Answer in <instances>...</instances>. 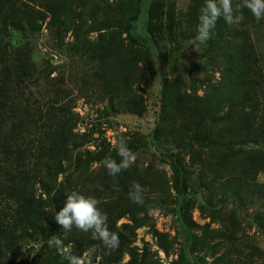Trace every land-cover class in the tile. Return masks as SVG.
<instances>
[{
    "label": "trees",
    "instance_id": "16d2710c",
    "mask_svg": "<svg viewBox=\"0 0 264 264\" xmlns=\"http://www.w3.org/2000/svg\"><path fill=\"white\" fill-rule=\"evenodd\" d=\"M133 2L131 0V6L127 7L123 3H115L106 10H100L101 21L97 20V13L91 10L85 15L92 22L86 24L83 21L84 15L80 16L81 26L78 28L79 32L74 34L70 47L85 65L90 68L93 64L99 66L97 72L94 71V77L101 82L102 96L111 110L124 107L141 114L144 105L139 102L140 95L133 91V86L149 84L155 73V64L152 52L141 47L134 35L142 0L138 1L135 14L132 13ZM203 5L204 0H190L189 9L183 18L175 17L174 8L171 7L160 27L163 11L152 4L147 10L145 31L155 46L158 44L153 35L157 32L166 33L170 41L180 34L185 38L195 37ZM67 11L65 0H0V264H16L23 244L33 237L39 238L43 243L35 252L30 249L33 256L27 264H69L60 251L49 247L48 240L52 236L58 237L65 246H72L73 254L77 256L94 248L96 251L99 247L105 264H124L121 261L125 253L131 259L125 264H136L134 249L131 247L134 238L131 233L126 234L121 230L127 224L117 226L116 222L127 214L165 199L167 185L163 179L157 181L148 175L135 177L126 172L121 178L116 176V181H111V177L106 176L89 180L92 188L94 186L93 196L97 199L104 192L112 190L114 185L122 187L121 191L115 193L113 201L100 207L108 216L109 229L119 235L120 245L116 250H108L100 240L92 239L91 232L85 233L75 227L65 231L55 222L54 217L64 206L67 196L50 195L46 202L36 195V184L43 185L45 189L47 186L42 179L43 169L61 165L65 156L63 149L69 144L75 145L73 125L76 120L73 111L66 105L57 108L50 106L45 112L47 128L42 137L36 139L37 145L35 143L32 146L35 139L30 132L32 127H37V118L31 112V104L22 103L17 92L21 83L28 79L27 76H32V71L36 69L31 40L41 30L47 18L51 23H56L55 21L65 20L67 16L69 21ZM242 12L244 20L238 27L228 26L223 18L219 19L212 38L207 42L208 48L213 45L223 47V42H227L224 36H230L232 47L227 54L231 63L228 69L230 78L220 82L211 95L195 97L191 106L187 104L191 95L186 98L185 93L180 94L178 86L168 81L163 85L161 98L163 103L175 105L179 118L193 124L194 134L189 138L191 141L206 140L213 147L207 150L206 156L194 154L202 160L203 176L210 175L215 180H223L221 190L224 198L239 195L240 199L250 195L264 197V182H249V179H254L250 172L264 173V107L261 100L262 94L264 95V77L261 75L262 71H257L256 59L249 56L253 48L248 50L252 39L249 26L254 27L260 22L246 8ZM99 22L106 27L113 24L111 27L116 28V34L111 37L108 35L107 39L90 40L84 36V31H80L81 28L86 32L93 31L98 27L94 24ZM122 33L126 34L127 44L123 42ZM177 47L178 44L172 49ZM206 55L208 51L204 50L201 56ZM234 73L236 74L232 78ZM222 105L227 106L222 127L211 134L204 130L203 135L199 136L196 133L197 126L210 120H219L217 108ZM164 120L163 116L161 123L154 129L153 137L158 141V132L161 129L164 131L166 125ZM177 135L178 133L170 136L182 144ZM250 145L254 147H249ZM226 146L230 150L222 151L221 147ZM234 146L236 148L232 149ZM164 155L172 171L173 187L179 198V216L185 226L190 249L198 241L195 240L196 235L190 232L195 225H192L194 222L188 214L190 200L185 199L184 166L174 153L165 151ZM33 157L35 160H32ZM98 159L92 156L90 161ZM134 183H139L146 189L142 204L133 203L129 198ZM81 193L86 195L87 191ZM258 219L264 224V213ZM227 233L225 237L229 236V232ZM212 234L224 233L215 230ZM189 249L183 246L173 264H193L187 255Z\"/></svg>",
    "mask_w": 264,
    "mask_h": 264
},
{
    "label": "rangeland",
    "instance_id": "374dc122",
    "mask_svg": "<svg viewBox=\"0 0 264 264\" xmlns=\"http://www.w3.org/2000/svg\"><path fill=\"white\" fill-rule=\"evenodd\" d=\"M130 1L65 0L70 20L67 21L66 16L63 21L51 23L47 18L41 30L30 42L36 69L32 71V76H27L28 79L21 83L17 95L22 103L31 104V112L37 118V127H32L30 132L31 137L35 139L32 146L47 128L46 109L62 105H66L74 113L76 120L73 125L74 141L75 145H79L69 144L63 149L65 156L61 160V165L43 169L42 179L47 186L45 189L39 183L35 185L37 197L47 202L50 195L67 196L73 191L80 193L87 191L86 196H93L94 186L92 188V182L89 180L106 176L111 177L109 180L116 181V176L108 175L102 161L111 158L117 163L120 162L121 157L117 154L114 144L117 140L123 139L135 155V162L117 176L121 178L127 172L135 177L148 175L157 181L163 179L167 185V192L165 199L158 204L125 215L117 220L116 225L127 224L125 228L121 227V230L126 234L131 233L134 238L131 247L134 249L136 264H173L182 247L186 246L189 249L190 246L188 236L185 235V226L179 216V198L173 187L172 171L164 155L165 151L172 152L184 166L185 199L190 200L188 214L194 222L192 225H195L190 232L196 235L195 240L198 241L187 253L191 263L264 264V224L258 219L264 213V197L250 195L240 199L239 195H234L224 198L221 190L223 180H215L210 175L204 177L202 160L194 156V154L206 156L207 150L213 147L206 140L191 141L189 138L194 134L193 124L179 118L175 105H167L161 100L162 88L166 81L178 86L180 94L185 93L186 98L191 95L187 101L189 106L191 103L194 104L195 97L211 95L220 82L227 81L231 76L228 70L231 63L227 56L232 47L230 36H224L227 42H223V47L213 45L212 48H208L206 44L195 51L192 46L194 37L185 38L180 34L170 41L166 33L157 32L153 35L158 44L155 46L144 28L148 8L155 4L163 11L161 27L171 7L174 8L175 17L183 18L189 9L190 0H142L141 12L135 21L134 35L141 47L152 52L155 73L149 84L133 86V91L140 95L139 102L144 105L141 114L124 107L111 110L109 103L102 96L101 82L94 77V71L97 72L99 66L93 64L90 68L72 51L70 43L74 34L79 32L80 16L84 15L83 21L86 24L92 22V19L85 15L91 10L97 13V20L101 21L100 10H106L115 3H123L127 7ZM138 1L133 2V14L136 12ZM239 1L241 0H233V3ZM94 25L98 27L93 31L86 32L82 28L80 30L84 31V36L90 40L107 39L108 35L111 37L117 32L116 28L111 27L113 24H109L110 27L100 22ZM249 33L252 39L248 44V50L253 48L249 56L256 59L257 71H262L261 75L264 77V20L256 23L254 27L250 25ZM121 36L123 42L127 44L126 34L122 33ZM177 44L178 47L173 50ZM204 50L208 51V55L202 57L201 53ZM261 100L264 107L263 94ZM217 109L219 120H210L197 126L196 133L199 136L203 135L204 130L211 134L222 127L227 106L222 105ZM163 116L166 125L164 131L161 129L158 132L160 137L158 141L153 137L154 129ZM177 133L182 144L171 137ZM234 148L236 146L232 149ZM221 149L224 152L230 150L228 146ZM92 156L99 159L90 161ZM250 173L254 178L249 179L251 184L264 182V173ZM121 189V186L114 185L112 190L104 192L99 198L101 203L98 207L113 201L115 193ZM215 230L224 234H212ZM227 232L229 236L225 237L228 235ZM42 243L35 237L26 241L16 264H27L33 256L30 249H34L35 252ZM95 249L84 253L87 259L91 264H105L99 247L98 255L95 254L97 251ZM130 260V255L125 253L121 263L125 264Z\"/></svg>",
    "mask_w": 264,
    "mask_h": 264
},
{
    "label": "clouds",
    "instance_id": "9594fccd",
    "mask_svg": "<svg viewBox=\"0 0 264 264\" xmlns=\"http://www.w3.org/2000/svg\"><path fill=\"white\" fill-rule=\"evenodd\" d=\"M247 9L257 22L264 20V0H241L234 5L233 0H204V5L200 10L199 23L196 27V35L192 41L194 50H198L201 45H206L213 36V30L219 19L223 18L228 26L238 27L244 20L243 9ZM114 147L121 157L119 163L111 158L102 161L110 176H117L127 170L135 162V155L127 147L126 141L119 139ZM146 191L139 183L132 185L129 198L133 203H143V193ZM101 203L94 196H86L73 191L67 195L66 202L55 217V222L65 231H70L73 227L79 231L92 233V239L100 240L102 245L108 250H116L120 245L119 235L111 231L108 227V216L98 206ZM49 247H55L64 255L69 264H91L86 255L73 254L72 246H65L58 237L52 236L48 240Z\"/></svg>",
    "mask_w": 264,
    "mask_h": 264
}]
</instances>
